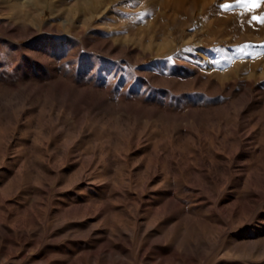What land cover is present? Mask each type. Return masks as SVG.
<instances>
[{
  "label": "rangeland",
  "instance_id": "obj_1",
  "mask_svg": "<svg viewBox=\"0 0 264 264\" xmlns=\"http://www.w3.org/2000/svg\"><path fill=\"white\" fill-rule=\"evenodd\" d=\"M236 3L0 0V264H264L233 250L264 237V2Z\"/></svg>",
  "mask_w": 264,
  "mask_h": 264
},
{
  "label": "snow or ice",
  "instance_id": "obj_2",
  "mask_svg": "<svg viewBox=\"0 0 264 264\" xmlns=\"http://www.w3.org/2000/svg\"><path fill=\"white\" fill-rule=\"evenodd\" d=\"M262 2H264V0H237L236 5L222 4L221 7L226 11L231 10L233 7H241L246 11H251L252 9L259 8ZM252 20L264 24V14L252 16Z\"/></svg>",
  "mask_w": 264,
  "mask_h": 264
},
{
  "label": "bare ground",
  "instance_id": "obj_3",
  "mask_svg": "<svg viewBox=\"0 0 264 264\" xmlns=\"http://www.w3.org/2000/svg\"><path fill=\"white\" fill-rule=\"evenodd\" d=\"M172 199V198H171ZM171 201V200H170ZM170 203V202H169ZM164 204H165V202H164ZM173 205V204H172ZM176 205V204H175ZM175 205H174V207H171L172 209L173 208H175ZM167 207H169V206H167ZM170 209V207L168 208V210ZM166 210H167V208H166ZM165 210V211H166ZM170 212V211H169ZM167 214V213H166ZM164 215V214H163ZM169 215H170V213H169ZM168 215V216H169ZM165 216H167V215H165ZM163 219V218H162ZM210 224V223H209ZM150 233H152V232H150ZM151 235V234H150ZM21 238H23V237H25L23 234H21V236H20ZM262 237V235L260 236L259 235V240H257V242H255L254 241V243L255 244H250V243H242V244H240V245H237L236 247H234L233 248V250L234 251H245V250H251V252H253V251H255L256 253H259V254H261L262 255V257H264V237L263 238H261ZM20 238V239H21ZM253 243V242H252ZM153 246V245H152ZM250 247V248H249ZM258 254V255H259ZM260 255V256H261Z\"/></svg>",
  "mask_w": 264,
  "mask_h": 264
}]
</instances>
